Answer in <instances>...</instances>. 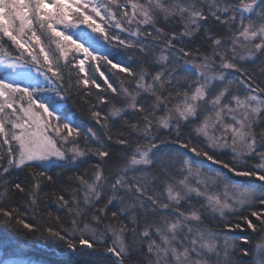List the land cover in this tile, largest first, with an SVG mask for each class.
<instances>
[{
	"label": "snow or ice",
	"instance_id": "snow-or-ice-1",
	"mask_svg": "<svg viewBox=\"0 0 264 264\" xmlns=\"http://www.w3.org/2000/svg\"><path fill=\"white\" fill-rule=\"evenodd\" d=\"M0 186V224L74 264H264V0H0Z\"/></svg>",
	"mask_w": 264,
	"mask_h": 264
},
{
	"label": "trees",
	"instance_id": "trees-1",
	"mask_svg": "<svg viewBox=\"0 0 264 264\" xmlns=\"http://www.w3.org/2000/svg\"><path fill=\"white\" fill-rule=\"evenodd\" d=\"M201 42V38H197V40L193 44L187 45L189 48H195L197 45H199ZM118 59H121V57H117ZM246 67L249 69V71H252L253 68H255L256 71H259V61L256 62V65H246ZM102 69L105 70L106 74L110 76V78L114 81V86L119 87V80L116 78V76H112L111 72L107 69V66L102 65ZM114 71V70H113ZM117 76L123 77V74L117 73ZM74 79V78H73ZM98 82L102 85V88H106V86L103 85L102 80H98ZM90 91L92 92V96H89L87 98H84L82 96H70L67 100L62 101L63 107L62 108V114L66 117L68 120H72L74 122H80L87 120L89 124H92L93 122L90 119L89 116V104L84 103V99H87L89 102H92L95 98V95L97 93V89L91 88ZM101 95H106L109 97L110 100H116V97H113L111 92H100ZM111 105L102 106V111H107L108 108H110ZM129 120H135L137 119V116L133 114H129L128 116ZM123 126V121H120L116 124H113V131L115 132L116 129ZM185 138H187V132L184 133ZM164 139L165 137H161ZM227 159V157H223ZM95 158H91V161L94 162ZM206 167H215L211 165L208 162H205ZM87 168L89 171H91V168L88 164H85L82 168H80L78 171L83 172L84 169ZM28 175V170L25 169L24 171H14L11 176L7 177L10 181H24L25 186H27L26 178ZM67 179V177H65ZM237 180L243 179V178H235ZM0 190H2V186H0ZM43 192L48 193L47 201L41 202V209L43 213L46 215L47 211L51 209L54 216L56 214H59L61 216V222L62 223H68L69 217L65 214V210L58 209L54 203H52L53 197L51 195L52 188L51 186L45 185L43 188ZM66 198H68V193H65ZM9 204L18 205L19 209L22 213H28L29 210L25 207L23 203V196L19 193L10 192L9 198H8ZM185 208H187V205H184ZM116 205L110 206V210H115ZM251 211H257V212H264V206L257 205L253 209H250L246 212H244V215L249 216L250 219H252L257 225H259V221L256 220L255 217L251 216ZM25 220L31 219V215H25ZM87 219V217H86ZM235 218H230V221H234ZM33 223H40V221L32 220ZM44 224H51L53 227H58V225L55 223L54 219L49 221L47 218L43 222ZM43 227V225H41ZM204 227L206 228H212L213 230H224V223L220 222L218 220H212L211 217L206 219L204 221ZM26 231V230H25ZM231 234H239V235H245V236H251L253 238V241L257 239V234H253L251 230H247L245 232H239V230H235ZM36 235H39V233H36L35 235H29L27 237H18L15 233H13L10 229L6 228L4 225L0 224V243H3L4 245L8 246L10 248V251L8 253L7 259L12 257V254L18 250L27 252L29 255H34L37 258L43 259L48 262V264H74V261L76 258L68 254L66 249L63 247H57L55 245H45L42 241H38L36 239ZM18 242V243H17ZM242 247H250V245H241ZM0 254L2 257H4V251L2 248H0Z\"/></svg>",
	"mask_w": 264,
	"mask_h": 264
},
{
	"label": "rangeland",
	"instance_id": "rangeland-1",
	"mask_svg": "<svg viewBox=\"0 0 264 264\" xmlns=\"http://www.w3.org/2000/svg\"><path fill=\"white\" fill-rule=\"evenodd\" d=\"M27 83H28V81L21 80L22 86H24ZM60 104H61L62 108L64 109L62 101H60ZM0 257H2L1 254H0ZM9 260L21 261V262H23V264H29V262H30V264H48L47 261L40 259V258H37L34 255L33 256L29 255L27 252H24L21 250L14 252L12 254V257L9 258Z\"/></svg>",
	"mask_w": 264,
	"mask_h": 264
}]
</instances>
